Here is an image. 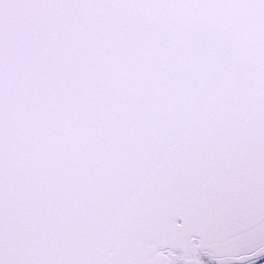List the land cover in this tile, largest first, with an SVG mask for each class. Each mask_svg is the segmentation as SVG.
<instances>
[{
	"label": "snow or ice",
	"instance_id": "1",
	"mask_svg": "<svg viewBox=\"0 0 264 264\" xmlns=\"http://www.w3.org/2000/svg\"><path fill=\"white\" fill-rule=\"evenodd\" d=\"M0 264H264V0H0Z\"/></svg>",
	"mask_w": 264,
	"mask_h": 264
}]
</instances>
